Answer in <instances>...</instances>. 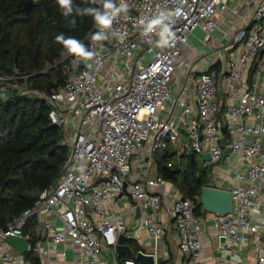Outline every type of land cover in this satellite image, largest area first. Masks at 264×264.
<instances>
[{
  "label": "built area",
  "instance_id": "built-area-1",
  "mask_svg": "<svg viewBox=\"0 0 264 264\" xmlns=\"http://www.w3.org/2000/svg\"><path fill=\"white\" fill-rule=\"evenodd\" d=\"M126 2L128 12L113 22L107 40L90 39L95 25L85 36L96 53L91 67L63 56L68 76L54 91L37 89L34 73L17 67L0 73V97L42 100L66 148L57 177L0 226V264H30L29 251L51 264L56 245L75 250L74 264H102L104 250L119 255L120 234L133 238L126 233L131 216L152 249L138 251L152 254L154 264L167 229L180 254L171 264H264V0ZM177 10L168 47L141 34L140 19ZM191 36L202 45L195 58L208 63L204 70L181 59ZM169 148L209 154L202 168L213 184L203 186L228 190L230 212L203 211L209 218L195 212L193 200L157 172L155 154ZM8 236L24 239L26 250Z\"/></svg>",
  "mask_w": 264,
  "mask_h": 264
},
{
  "label": "trees",
  "instance_id": "trees-1",
  "mask_svg": "<svg viewBox=\"0 0 264 264\" xmlns=\"http://www.w3.org/2000/svg\"><path fill=\"white\" fill-rule=\"evenodd\" d=\"M86 7L100 5L91 4L90 0H73L74 12L66 18L56 0H0V73L10 75L13 67L34 73L30 77L34 86L48 93L62 86L68 72L65 60L61 61L62 46L55 37L72 36L86 46L84 38L95 24L91 16L75 11ZM72 19L75 27L70 24ZM60 142L61 130L50 123L42 100L15 93L0 97V226L31 207L39 193L57 177L66 155ZM171 157L169 150L155 154L158 173L172 181L183 197L192 199L199 214L202 207L196 196L205 184V171L194 169V157L188 156L186 167L174 163L168 167L166 162ZM24 257L30 264H40L31 251ZM126 258L120 256L122 264Z\"/></svg>",
  "mask_w": 264,
  "mask_h": 264
},
{
  "label": "clouds",
  "instance_id": "clouds-1",
  "mask_svg": "<svg viewBox=\"0 0 264 264\" xmlns=\"http://www.w3.org/2000/svg\"><path fill=\"white\" fill-rule=\"evenodd\" d=\"M56 3L61 9V14L64 17H69L73 14V0H56ZM91 4L100 5V7H86L83 10L79 8L75 9L78 15H89L93 18L95 27L97 31L91 34L90 39L93 42H101L107 40L108 30L111 29L113 22L122 13L126 14L128 12V3L126 0H120L119 5L115 0H90ZM174 15H179L177 10L175 13L168 11H161L159 14L152 16L149 19H140L139 25L141 26V34L145 37L155 35L157 37L155 45L157 47H168L174 37V33L171 27V19ZM70 24L75 27L76 21L72 19ZM119 35L118 33H113V36ZM121 40L124 39L122 35L119 37ZM55 42L62 46V56H72L73 64H79L81 61L85 62L87 67H91V64H87L88 61L93 60L96 56L94 51L89 50L85 44L72 37H66L64 34L57 35L55 37ZM149 44H152L151 39L148 40ZM87 75V73H85Z\"/></svg>",
  "mask_w": 264,
  "mask_h": 264
},
{
  "label": "crops",
  "instance_id": "crops-1",
  "mask_svg": "<svg viewBox=\"0 0 264 264\" xmlns=\"http://www.w3.org/2000/svg\"><path fill=\"white\" fill-rule=\"evenodd\" d=\"M197 34L200 36V32L198 31ZM202 49V45L199 43L198 39L195 36H191L189 45L187 48L184 49L183 57L181 59L186 62L190 63L192 69L195 71H200L206 69L208 67V63L201 62L199 59L195 58V54ZM169 152L173 153V156L178 158L179 161H183V156H188L186 153H177L172 148H169ZM183 163V162H182ZM158 172V171H157ZM170 181V180H169ZM172 182V181H170ZM173 183V182H172ZM202 207V206H201ZM202 210V209H201ZM204 216L203 210L199 213ZM209 218V215H205ZM161 219L165 221L164 216H160ZM210 223V220H208ZM137 224V220L135 216L129 217V222L127 226L126 233H128L132 239L127 240V244L132 248V246H139L144 245L145 249H148V252H151L150 246L147 241V237L144 232L139 229L135 233V227ZM168 225V223H167ZM136 234V237L135 235ZM175 235L172 231H166L163 240L160 244V249L158 254L156 255V264H171L175 260L180 258V254L178 253L177 249L174 246V239ZM133 249V248H132ZM142 249V248H139ZM138 249V250H139ZM135 251V250H134ZM136 252V251H135ZM75 254V250L73 248H64L61 245L51 246L50 247V263L51 264H74L73 258ZM121 255H114L110 250H104L102 254V264H122L121 260L119 259Z\"/></svg>",
  "mask_w": 264,
  "mask_h": 264
},
{
  "label": "water",
  "instance_id": "water-1",
  "mask_svg": "<svg viewBox=\"0 0 264 264\" xmlns=\"http://www.w3.org/2000/svg\"><path fill=\"white\" fill-rule=\"evenodd\" d=\"M230 151L229 147H226L222 152L221 157L224 158ZM201 158L204 160L209 159L207 152L202 153ZM190 159L193 157V153L189 154ZM200 204L202 209L206 213H214L222 216L231 211L232 203L231 196L228 190L218 189L210 186H202L200 191ZM138 216V209L136 211V217ZM6 241L10 243L18 251L24 252L26 250V241L16 236H8ZM115 250L119 255L133 256L135 261H139L142 264H154V256L152 254L143 253L141 251L135 252L128 244L125 234L118 236Z\"/></svg>",
  "mask_w": 264,
  "mask_h": 264
},
{
  "label": "rangeland",
  "instance_id": "rangeland-1",
  "mask_svg": "<svg viewBox=\"0 0 264 264\" xmlns=\"http://www.w3.org/2000/svg\"><path fill=\"white\" fill-rule=\"evenodd\" d=\"M217 91H218L219 98H220L219 85H217ZM218 115H219V117L221 116L220 113H218ZM182 159H183V164H182L181 161L178 160V158H176L174 156L171 157V161L175 164V166H178V167L180 166L181 167V165H184V167H186V165L189 163V159H188V157H185V156H183ZM202 162H203V159L201 158V156L198 155V154H195L194 155V169H198L199 171L200 170H203V168H202ZM211 178H212V172L210 170L209 171L208 170H205V175H204V182H205V184H210V183L213 184L212 182H210ZM196 201H197L198 204H200V195H197L196 196ZM204 215H206V213H204ZM138 248H142L143 250H145V246L144 245H139ZM122 257H127V258L132 257L133 258V256H127V255H124Z\"/></svg>",
  "mask_w": 264,
  "mask_h": 264
}]
</instances>
